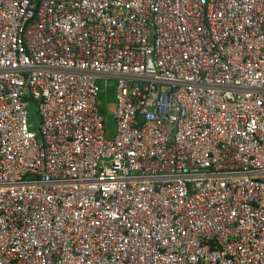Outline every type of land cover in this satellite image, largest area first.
Here are the masks:
<instances>
[{"label":"built area","instance_id":"built-area-1","mask_svg":"<svg viewBox=\"0 0 264 264\" xmlns=\"http://www.w3.org/2000/svg\"><path fill=\"white\" fill-rule=\"evenodd\" d=\"M0 264H264V0H0Z\"/></svg>","mask_w":264,"mask_h":264},{"label":"rangeland","instance_id":"rangeland-1","mask_svg":"<svg viewBox=\"0 0 264 264\" xmlns=\"http://www.w3.org/2000/svg\"><path fill=\"white\" fill-rule=\"evenodd\" d=\"M96 84L101 88H105L106 90L101 92L98 100L100 103V109L104 113L106 119H107V126L109 133L113 134L115 132V122L113 120V116L111 111H107L109 108H112V106L115 104V94H114V80L111 79H100L97 80ZM35 116L31 112L29 114V122L31 123V127L34 128L36 125Z\"/></svg>","mask_w":264,"mask_h":264},{"label":"trees","instance_id":"trees-1","mask_svg":"<svg viewBox=\"0 0 264 264\" xmlns=\"http://www.w3.org/2000/svg\"><path fill=\"white\" fill-rule=\"evenodd\" d=\"M31 112L33 113V115L35 116L36 118V112H35V109H32ZM36 120V119H35ZM31 124V123H30ZM32 128V127H31Z\"/></svg>","mask_w":264,"mask_h":264}]
</instances>
